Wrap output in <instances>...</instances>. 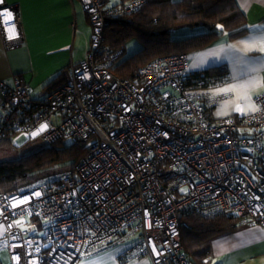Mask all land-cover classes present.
<instances>
[{
	"label": "built area",
	"instance_id": "2783aa9c",
	"mask_svg": "<svg viewBox=\"0 0 264 264\" xmlns=\"http://www.w3.org/2000/svg\"><path fill=\"white\" fill-rule=\"evenodd\" d=\"M81 2L93 30L90 49L63 70L61 85L33 96L19 79L0 80V137L4 129L14 141H89L72 170L0 192L8 264H77L137 234L136 259L191 264L180 236L188 211L236 214L264 227V93L253 113L211 119L203 81L188 83L186 54L147 62L137 83L121 79L108 67L115 56L104 44L106 29L145 0ZM0 37L9 49L23 43L18 10L5 0Z\"/></svg>",
	"mask_w": 264,
	"mask_h": 264
},
{
	"label": "crops",
	"instance_id": "0c3cea01",
	"mask_svg": "<svg viewBox=\"0 0 264 264\" xmlns=\"http://www.w3.org/2000/svg\"><path fill=\"white\" fill-rule=\"evenodd\" d=\"M117 1L112 0L110 5ZM5 3L18 10L23 43L19 48L9 49L0 37V80L12 84L19 79L30 91H41L43 96L47 91L45 85L61 70L85 59L92 37L87 13L81 0H5ZM236 3L245 15L246 33L231 38L227 31H222L211 45L188 53L189 72L220 65L227 68V82L205 88L202 102L212 108L211 119L253 113L257 109L256 98L264 93V0H236ZM202 55V62L190 59ZM253 80L259 83L244 87ZM225 88L230 90L221 91ZM3 100L0 90V120ZM237 105L243 111H238ZM4 150L0 147V161H4L1 153ZM258 158L264 167V148ZM136 236H125L77 264H153L148 257H133L131 244ZM8 263L6 250H0V264ZM207 264H264V227L247 224L215 238Z\"/></svg>",
	"mask_w": 264,
	"mask_h": 264
},
{
	"label": "trees",
	"instance_id": "16d2710c",
	"mask_svg": "<svg viewBox=\"0 0 264 264\" xmlns=\"http://www.w3.org/2000/svg\"><path fill=\"white\" fill-rule=\"evenodd\" d=\"M107 1L105 0L106 4ZM125 1L127 0H118L112 6ZM110 20L104 44L111 49L115 58L108 67L117 77L134 83L138 81L140 69L153 59L176 54L188 55L191 51L214 43L215 37L222 31H227L231 38L247 31L245 15L236 0H145L140 10ZM198 25H203L204 28L195 32ZM183 27L192 29L194 33L180 39L171 38L174 30ZM135 36L142 41L143 46L125 57L126 43ZM63 70L45 85L46 92L62 84ZM187 78L191 86L203 81V87L208 88L227 82L229 74L227 68L220 65L199 72H189ZM204 106L210 117L212 108ZM3 131L0 147L6 150L15 148L13 137L8 133L5 135L6 131ZM23 140V143L31 141ZM88 143L89 141H58L37 150L31 156L0 161V192L17 190L30 182L33 184L43 178L48 179L52 174L72 170L85 155ZM260 170L264 173L263 166ZM180 220L181 243L191 264H207L211 242L215 238L251 224L236 214L206 216L189 211L182 213Z\"/></svg>",
	"mask_w": 264,
	"mask_h": 264
},
{
	"label": "rangeland",
	"instance_id": "374dc122",
	"mask_svg": "<svg viewBox=\"0 0 264 264\" xmlns=\"http://www.w3.org/2000/svg\"><path fill=\"white\" fill-rule=\"evenodd\" d=\"M107 2H108L107 5L112 4V0H108ZM89 24H90V21H89ZM90 27H91V31L93 33L91 24H90ZM200 28L203 29L204 28L203 25L196 26L195 32H198V30ZM193 33L194 32L192 29H188L187 27H185V28L183 27V28H179V29L174 30L172 32L171 38L180 39V38L188 37ZM126 44H127V48H126L125 53H124L125 57L134 54L137 50H139L143 46L142 41L139 38H137L136 36L130 38L128 40V43H126ZM31 93L33 96H40L41 95L40 94L41 91L39 92L38 90L31 91ZM22 141H24V140L23 139L16 140L15 141V148H11V149L4 150L3 152H1V153H3L2 154V160H11V159L18 160V159H21L22 157H25V156H31L37 150L48 145V144H45L44 142H42L40 139H33V140L29 141L28 143H23ZM23 159H25V158H23ZM30 159L33 160V158H31V157H30ZM27 164L30 165V164H32V162H27ZM69 170H70V168H69ZM49 173H47V174H49ZM31 183L32 182H30L29 184H31ZM29 184H27V185H29ZM138 236H139V234H137L136 239L138 238Z\"/></svg>",
	"mask_w": 264,
	"mask_h": 264
},
{
	"label": "snow or ice",
	"instance_id": "6c2138e0",
	"mask_svg": "<svg viewBox=\"0 0 264 264\" xmlns=\"http://www.w3.org/2000/svg\"><path fill=\"white\" fill-rule=\"evenodd\" d=\"M203 55H207V54H203ZM203 55L202 56H198V57H190V59L192 60H196V61H201L202 62V59H203ZM257 83H259V81H256V80H253V81H250L248 85L244 86V87H250V86H254L256 85ZM230 89L228 88H225V89H221V91L223 92H228ZM237 110L238 111H243V109H241L239 107V105H237ZM46 127V126H45Z\"/></svg>",
	"mask_w": 264,
	"mask_h": 264
}]
</instances>
